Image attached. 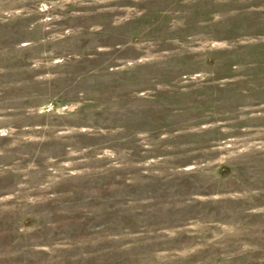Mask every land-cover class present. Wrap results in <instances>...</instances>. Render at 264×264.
<instances>
[{"label": "rangeland", "instance_id": "rangeland-1", "mask_svg": "<svg viewBox=\"0 0 264 264\" xmlns=\"http://www.w3.org/2000/svg\"><path fill=\"white\" fill-rule=\"evenodd\" d=\"M0 264H264V0H0Z\"/></svg>", "mask_w": 264, "mask_h": 264}]
</instances>
